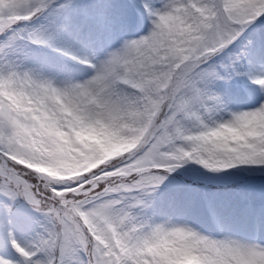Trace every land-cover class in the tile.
<instances>
[{
  "label": "snow or ice",
  "instance_id": "6c2138e0",
  "mask_svg": "<svg viewBox=\"0 0 264 264\" xmlns=\"http://www.w3.org/2000/svg\"><path fill=\"white\" fill-rule=\"evenodd\" d=\"M0 264H264V0H0Z\"/></svg>",
  "mask_w": 264,
  "mask_h": 264
}]
</instances>
